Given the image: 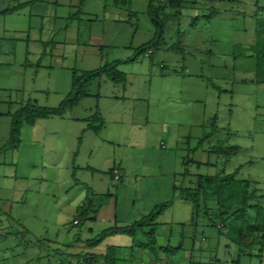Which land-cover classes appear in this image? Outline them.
I'll return each instance as SVG.
<instances>
[{"label":"rangeland","instance_id":"obj_1","mask_svg":"<svg viewBox=\"0 0 264 264\" xmlns=\"http://www.w3.org/2000/svg\"><path fill=\"white\" fill-rule=\"evenodd\" d=\"M148 4L149 0H88L82 13L85 20L82 42H88L90 31L102 33L105 29L104 59L132 57L154 37ZM212 11L216 13L208 18ZM161 15L166 23L164 42L152 56L142 55L120 66L125 72V84L114 83L104 75L89 85V96L62 118L54 117L58 118L55 122L62 119L54 134L61 141L69 138L66 128L75 123L68 118H84L72 127L71 132L75 133L78 127L80 135L73 136L72 143L69 141L70 148L62 150L54 142L45 149L43 143L24 142L20 148L0 154V264H69L66 260L73 259L69 253L85 248L94 250L78 246L75 237L94 238L107 224L86 218L75 225V208L84 211L89 202L82 206L73 203L75 197L79 200V193L67 195L66 190L76 178L77 173L73 176L69 169L75 165L77 152L83 166L100 161V155L89 156L87 147L93 140L81 133L89 124L85 119L96 110L104 111L106 118L110 112L114 113V119L125 122L131 143H138L140 148L131 143L121 147L106 144L102 148L104 154L124 150L144 161L150 143L160 147L164 129L163 139L180 163L177 171L184 172L178 174L183 187H197L200 176L235 174L236 181L248 179L256 186L264 205V78L258 82L256 55L252 51L261 37L264 0H184L180 8L166 7ZM88 20L93 21L89 26ZM1 47L10 54L0 63V146H3L9 140V112L16 111L30 97H38L39 105H58L72 89L71 68L90 69L95 65L86 58L85 62L77 60L76 53L68 62L60 56H51L55 47L50 44L47 56L31 55L28 60L14 44ZM60 48L64 47L61 45L55 51ZM113 94L124 98L112 100ZM109 120H104L105 135L114 126ZM37 123L41 124L37 133L53 129L50 120ZM115 128L116 125L113 131ZM147 136H152L150 141ZM103 174L107 173L99 176ZM78 176L81 178L79 173ZM88 177L91 174L86 173L85 179ZM90 186L85 184V190ZM80 190L82 194L85 192ZM97 201V197L92 200L94 207L98 206ZM184 202L187 201L175 203L178 204L175 209L155 221V232L159 235L155 251L163 261L160 264H264V235L249 233L240 240L239 228L244 223L236 217L223 219L225 214L219 217L216 196L206 197L193 226L187 225L184 208L188 205ZM215 223L218 226L221 223L222 229ZM90 227L94 228L92 235ZM150 231L151 226L147 225L137 229L135 236L107 237L94 252L105 253L107 245L123 246L126 249L120 255L126 261L119 264H154L153 250L139 246L153 240ZM167 245L182 247L174 253L165 249Z\"/></svg>","mask_w":264,"mask_h":264},{"label":"crops","instance_id":"obj_2","mask_svg":"<svg viewBox=\"0 0 264 264\" xmlns=\"http://www.w3.org/2000/svg\"><path fill=\"white\" fill-rule=\"evenodd\" d=\"M87 2L88 0H0V63L3 62V58L10 56L8 52L2 50L1 46L4 44H14L18 46L19 51L26 58L25 60H28L31 55H38L40 58L47 56L49 51L47 47L48 44H50L53 45L55 49L61 45L64 47L60 48L58 51L53 49L51 51V56H60L66 60V62H68V59L75 53V58L77 60L85 62L86 58L93 66L95 65V68L109 62L104 59L102 53V48L105 46L104 37L102 35L105 33V29H102V33L97 30H92V33L90 31L87 43H83L81 40L83 32L82 24L85 22L82 18V13L84 11V4ZM92 22V20H88L87 26ZM36 44L39 47L32 49L31 45ZM63 63L66 64L65 61H63ZM73 69L91 70L94 68H71V85ZM35 91L45 92L46 90L35 89ZM95 96L99 98L100 94L96 93ZM111 98L112 100H121L124 97H118L113 94ZM30 99H32V97H30ZM32 100H36L39 103L38 97ZM45 106L54 105L48 103ZM117 115L118 117L120 116L119 114ZM98 116L101 120H109L111 118L109 122L113 123L114 126L106 135V131L103 132V128H105L106 124H104L98 132L88 127L81 130V133L88 136L89 140H93V143H88L87 148L90 151L89 156H94V154L95 156L100 155V161L93 160L91 163H88V165L83 166L79 163L80 152L74 155V160L76 162L75 165L69 169V172L73 173V176L77 174L75 176L76 178L73 179L74 184H71L68 191L66 190V194L69 195L71 192H74L75 196H77L79 193L78 201H76V197H73L74 199L71 200H74L73 203L79 202V206H82L84 202H89V208L85 209L89 211V213L87 212L88 214L86 213L87 217H89L87 218L83 214L85 210L80 211L77 210L79 207H76L77 213L73 223L75 224L77 218H82V220H84L85 217V219L92 220L93 223L102 222L103 224H107L105 228L113 225H130L148 215L156 204L171 199L174 194V188L181 185L178 174H184V172L179 173L177 171L179 170L177 167L180 163L176 156L171 155L170 149H168L167 143L165 139H163L166 132L164 129L162 130V135H160L163 140L160 142V147L150 143V145L147 146L150 150H147V153H145L144 161L140 160L136 155L126 154L124 150L121 149L122 152L116 151L113 153L108 151L107 154H104V152H106L102 149L104 145L111 144L112 146L119 145V147H121L122 145L131 143V140L123 124L125 122L114 119V116H116L114 113L110 112L109 117L106 118L104 111H101V113H98ZM58 118L53 117L40 120H50L53 123L52 131L45 129L47 132L45 134L37 133V127L39 126L41 128L40 123L25 125L21 131V145H24V142L43 143L46 149L47 145L55 142L60 145L62 150L70 148V143L74 141L73 136L80 135L78 127L75 129V133L71 132L72 127L73 125L78 126L84 118H68L70 119L69 121H75L76 124L74 123L70 128H66L69 138H64L62 141L54 136L55 128L62 122V119L59 122H55L58 121L55 120ZM115 125L116 128L113 131ZM34 129H36L35 132H33ZM133 129L134 128H132V131ZM24 133L25 135H23ZM151 137L152 136H147V140L150 141ZM158 138L157 136V141H155V143L158 142ZM169 141H171V137ZM131 144L136 146V149H140L137 146L138 143ZM96 151L99 152L97 153ZM153 153L155 157L152 159ZM186 161L184 164H186ZM181 164L183 165V162ZM17 165H19L18 162ZM115 168L121 171V177L119 179L113 177L112 171ZM104 172L107 174L99 176V173ZM78 173L81 178L78 176ZM86 173L91 174V177L87 178L88 180L85 179ZM85 184L92 186H90V189L85 190ZM80 189H84L85 192L82 194V190ZM91 192L93 193L91 198L87 197ZM80 193L82 194V199ZM95 197L98 198V206L94 207L92 200ZM182 200L183 199L176 198L171 207L166 209L160 216L164 217L166 213L175 209ZM184 203L188 205L185 206L184 209L188 214L187 220L190 221L192 205L188 201ZM174 214L176 215V213ZM80 215H82V217H80ZM163 222L169 223L170 221L163 220ZM88 230L91 232V235L94 233L93 227H90ZM79 238L83 240L81 236ZM78 246L82 247L85 245L81 241ZM95 250L97 249L95 248L92 251ZM162 262L163 261H159L158 264Z\"/></svg>","mask_w":264,"mask_h":264},{"label":"trees","instance_id":"obj_3","mask_svg":"<svg viewBox=\"0 0 264 264\" xmlns=\"http://www.w3.org/2000/svg\"><path fill=\"white\" fill-rule=\"evenodd\" d=\"M215 1H232L237 0H215ZM184 0H149L148 4V15L155 28L154 37L139 47L134 55L128 59H115L106 62L91 70H79L73 69L72 77V89L69 94L56 106H43L39 105L36 100L29 99L24 103H21L19 108L14 112H9L11 115L9 140L7 144L0 146V154L5 153L8 149H18L21 145V131L25 125H35L41 119H49L53 117H63L69 109L77 106L81 100L90 95L89 85L96 79H100L104 75L108 76L114 83H126L125 72L120 70L122 64H126L131 61L138 60L142 55L152 56L156 47L160 46L164 42V32H165V19L161 15L166 7L180 8ZM215 11L210 13L208 18L213 17ZM259 34L261 37L258 39L256 44L253 46L252 51L256 55L257 62V78L258 82H262L264 78V19L259 25ZM98 111L94 115L86 118L89 121L88 128L99 131L103 126L104 122L98 116ZM212 130L217 128V118L215 117L213 122ZM82 140V136L79 137ZM188 162V160H187ZM235 174H229L224 176L216 177H203L198 178L197 187L182 185L176 186L174 188L173 197L167 201L160 202L156 204L152 211L139 221L134 222L130 225H113L111 227L105 228L100 234L94 238L81 239L75 237L77 244L81 241L85 246L95 249L97 248L107 237L116 234H128L135 236L137 229L151 226V231L153 240L150 243L140 244V247H148L153 250L154 261L151 263L158 264L160 260V255L156 254L155 247L157 245V234L155 221L158 217L175 201L176 198L186 200L192 205V216L191 220L187 225H192L195 223L197 217L201 214L202 206L205 204V199L208 195L212 194L217 198V204L219 206V217L223 214L226 215L223 219L233 218L240 219L244 225L243 228H239L241 231L240 240L243 236L250 233H262L264 235V205L260 203V198L263 195L258 194L256 186L251 184L248 179H241L236 181ZM250 187L253 190H250ZM255 188V189H254ZM220 207H223L220 209ZM89 211H84L83 214L87 217L86 213ZM87 213V214H88ZM206 213V212H205ZM207 214V213H206ZM82 217V215H80ZM89 217V216H88ZM87 217V218H88ZM79 222L75 225L81 223L82 218H77ZM85 219V217H84ZM247 223V226H245ZM213 224V223H212ZM218 226V223H215ZM184 225V224H183ZM214 225V224H213ZM221 223L219 224V229H222ZM245 232V233H244ZM8 234L13 233L12 231H7ZM264 243V240H263ZM135 245H133L134 247ZM132 247V248H133ZM167 251L176 252L180 247H173L172 245L164 246ZM126 249L123 246L107 245V251L105 253H98L89 250H82L78 253H69L73 259L66 260L69 264H98L100 261H104L105 264H119L120 261H126V259L121 258V252ZM134 249V248H133ZM132 249V251H134ZM144 249V248H143ZM132 256V254H130ZM58 264V263H57ZM150 264V263H149Z\"/></svg>","mask_w":264,"mask_h":264},{"label":"built area","instance_id":"obj_4","mask_svg":"<svg viewBox=\"0 0 264 264\" xmlns=\"http://www.w3.org/2000/svg\"><path fill=\"white\" fill-rule=\"evenodd\" d=\"M112 174H113V177L115 179H119L121 177V171L119 169H117V168L113 169ZM78 222H79V220L76 219L75 223H78Z\"/></svg>","mask_w":264,"mask_h":264},{"label":"clouds","instance_id":"obj_5","mask_svg":"<svg viewBox=\"0 0 264 264\" xmlns=\"http://www.w3.org/2000/svg\"><path fill=\"white\" fill-rule=\"evenodd\" d=\"M76 224V223H75Z\"/></svg>","mask_w":264,"mask_h":264}]
</instances>
